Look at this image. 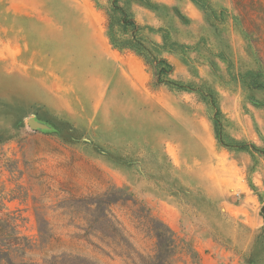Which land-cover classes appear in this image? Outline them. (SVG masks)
Returning <instances> with one entry per match:
<instances>
[{
  "label": "rangeland",
  "instance_id": "rangeland-1",
  "mask_svg": "<svg viewBox=\"0 0 264 264\" xmlns=\"http://www.w3.org/2000/svg\"><path fill=\"white\" fill-rule=\"evenodd\" d=\"M131 10L173 79L215 97L224 142L256 148L222 147L207 100L114 50L108 0H0V264H130L82 238L72 209L112 186L174 232L169 264H264V0ZM113 213L153 257L156 238Z\"/></svg>",
  "mask_w": 264,
  "mask_h": 264
},
{
  "label": "trees",
  "instance_id": "trees-1",
  "mask_svg": "<svg viewBox=\"0 0 264 264\" xmlns=\"http://www.w3.org/2000/svg\"><path fill=\"white\" fill-rule=\"evenodd\" d=\"M112 5V14L109 17L107 29L109 31L110 44L114 50L119 52H132L145 61L146 66L153 73V84L157 87L167 86L171 91L198 93L203 100H207L215 110L214 122L218 131V141L222 147L235 149L237 151L254 150L255 145L238 143L229 145L223 139L222 114L215 106V97L202 88L197 89L192 85H186L181 81L173 79L174 68L164 57L156 52L163 46L149 42L143 32L146 26L137 23L131 10L133 2L142 0H108ZM72 209L77 216H83L86 227L82 229L84 238L97 251L110 255L124 256L130 264H138V257L141 264H169L176 255L179 247V240L174 232L161 221L153 217L152 213L142 206L133 195L126 190L112 186L104 193L75 200ZM125 208L131 222L136 224V229L147 236L153 235L156 238V254L153 257L144 258L140 256L130 243L124 233V227L113 213L116 207ZM91 238L96 239L99 244L94 243ZM111 250L106 252L103 245Z\"/></svg>",
  "mask_w": 264,
  "mask_h": 264
},
{
  "label": "water",
  "instance_id": "water-1",
  "mask_svg": "<svg viewBox=\"0 0 264 264\" xmlns=\"http://www.w3.org/2000/svg\"><path fill=\"white\" fill-rule=\"evenodd\" d=\"M29 125H30V127H32L33 129H36V128L39 126V125L37 124V122L34 121V120H30Z\"/></svg>",
  "mask_w": 264,
  "mask_h": 264
}]
</instances>
